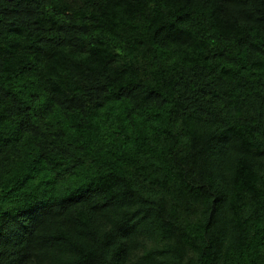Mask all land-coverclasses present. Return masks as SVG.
I'll return each instance as SVG.
<instances>
[{"label":"trees","instance_id":"16d2710c","mask_svg":"<svg viewBox=\"0 0 264 264\" xmlns=\"http://www.w3.org/2000/svg\"><path fill=\"white\" fill-rule=\"evenodd\" d=\"M0 264H264V0H0Z\"/></svg>","mask_w":264,"mask_h":264}]
</instances>
